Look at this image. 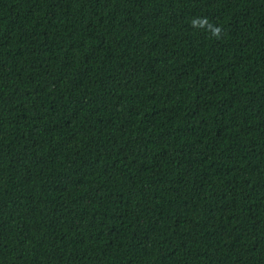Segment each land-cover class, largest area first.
<instances>
[{
  "label": "trees",
  "instance_id": "1",
  "mask_svg": "<svg viewBox=\"0 0 264 264\" xmlns=\"http://www.w3.org/2000/svg\"><path fill=\"white\" fill-rule=\"evenodd\" d=\"M0 264H264V0H0Z\"/></svg>",
  "mask_w": 264,
  "mask_h": 264
},
{
  "label": "clouds",
  "instance_id": "2",
  "mask_svg": "<svg viewBox=\"0 0 264 264\" xmlns=\"http://www.w3.org/2000/svg\"><path fill=\"white\" fill-rule=\"evenodd\" d=\"M216 31H218V29Z\"/></svg>",
  "mask_w": 264,
  "mask_h": 264
}]
</instances>
